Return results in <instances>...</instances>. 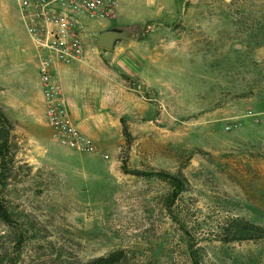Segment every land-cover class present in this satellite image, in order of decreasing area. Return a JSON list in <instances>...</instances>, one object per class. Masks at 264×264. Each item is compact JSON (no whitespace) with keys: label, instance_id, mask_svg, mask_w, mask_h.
Instances as JSON below:
<instances>
[{"label":"rangeland","instance_id":"rangeland-1","mask_svg":"<svg viewBox=\"0 0 264 264\" xmlns=\"http://www.w3.org/2000/svg\"><path fill=\"white\" fill-rule=\"evenodd\" d=\"M90 25L93 134L79 128L97 152L55 139L40 51L17 1L0 0V117L13 126L0 264L118 249L131 264H264V239H226L234 217L264 225V0H117ZM109 28L136 39L101 48Z\"/></svg>","mask_w":264,"mask_h":264},{"label":"built area","instance_id":"built-area-1","mask_svg":"<svg viewBox=\"0 0 264 264\" xmlns=\"http://www.w3.org/2000/svg\"><path fill=\"white\" fill-rule=\"evenodd\" d=\"M26 30L40 51L39 74L48 123L58 143L79 151L97 152L65 100L55 68L83 58L90 21L115 14L117 0H16Z\"/></svg>","mask_w":264,"mask_h":264},{"label":"trees","instance_id":"trees-1","mask_svg":"<svg viewBox=\"0 0 264 264\" xmlns=\"http://www.w3.org/2000/svg\"><path fill=\"white\" fill-rule=\"evenodd\" d=\"M0 180L5 182L11 173L12 155H11V139H12V123L6 116L0 117ZM170 176V173L164 172ZM0 215L7 221L12 220L11 212L8 207L0 202ZM227 229V240H259L264 239V225H260L249 221L243 217L237 216L229 223ZM205 258H191V264H209ZM132 256L126 249H118L108 255L98 256L90 259L85 264H131Z\"/></svg>","mask_w":264,"mask_h":264},{"label":"crops","instance_id":"crops-1","mask_svg":"<svg viewBox=\"0 0 264 264\" xmlns=\"http://www.w3.org/2000/svg\"><path fill=\"white\" fill-rule=\"evenodd\" d=\"M102 74L101 70H98L97 75L102 76ZM94 75L95 69L92 60L89 62L82 59L72 64L57 65L55 68V76L63 86L65 100L73 114L75 122L89 135L93 134L91 132L90 121H88L87 117L90 115L88 102L92 98L93 93H95L94 79H92ZM39 87L42 93V84ZM100 91L101 86L98 87V92Z\"/></svg>","mask_w":264,"mask_h":264},{"label":"water","instance_id":"water-1","mask_svg":"<svg viewBox=\"0 0 264 264\" xmlns=\"http://www.w3.org/2000/svg\"><path fill=\"white\" fill-rule=\"evenodd\" d=\"M130 39H136L130 30L109 28L99 33L97 45L104 49H114L120 41Z\"/></svg>","mask_w":264,"mask_h":264}]
</instances>
